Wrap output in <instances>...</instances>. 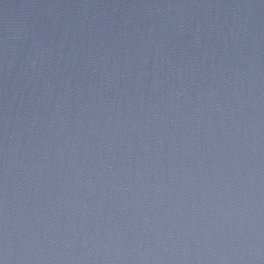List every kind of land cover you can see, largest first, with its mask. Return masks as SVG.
I'll use <instances>...</instances> for the list:
<instances>
[{
	"label": "water",
	"instance_id": "obj_1",
	"mask_svg": "<svg viewBox=\"0 0 264 264\" xmlns=\"http://www.w3.org/2000/svg\"><path fill=\"white\" fill-rule=\"evenodd\" d=\"M0 264H264V0H0Z\"/></svg>",
	"mask_w": 264,
	"mask_h": 264
}]
</instances>
